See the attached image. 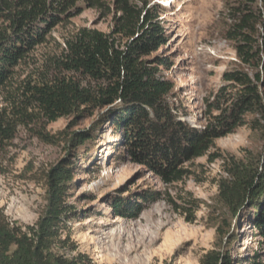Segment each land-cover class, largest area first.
<instances>
[{"label": "rangeland", "instance_id": "374dc122", "mask_svg": "<svg viewBox=\"0 0 264 264\" xmlns=\"http://www.w3.org/2000/svg\"><path fill=\"white\" fill-rule=\"evenodd\" d=\"M146 1L156 10L166 42L143 57L150 63L165 60L159 69L173 85L170 100L179 119L201 128L217 113L210 103L226 85L223 73L246 70L234 42L227 38L239 1ZM252 7L264 17V0H255ZM84 27L108 33L113 13L84 7L80 14L53 27L46 40L14 68L0 92V117L13 124L12 136L0 141V208L11 220L33 224L47 206L48 173L71 160L74 178L66 202L73 209L67 219L76 216L68 221L63 237L68 236L75 250H66V255L84 253L94 264H199L206 251L218 247L227 249L239 264H264V244L248 213L236 225L218 199L225 159L249 158L264 149L262 132L252 127L257 115L247 113L245 123L217 138L207 154L184 162L186 173L180 180L165 183L117 149L119 138L106 119V108L52 122L34 112L26 100L29 85L59 75L56 61L66 40ZM257 27L255 37L261 44L264 27ZM234 92L229 87L225 96L233 97ZM24 107L32 113L30 117L18 114ZM81 130H89L93 140L74 148L70 139ZM150 193L154 198L139 200L138 196ZM115 200L138 201L141 210L132 219L118 215L111 206ZM218 227L229 234L219 237ZM230 233L236 240L227 242Z\"/></svg>", "mask_w": 264, "mask_h": 264}, {"label": "trees", "instance_id": "16d2710c", "mask_svg": "<svg viewBox=\"0 0 264 264\" xmlns=\"http://www.w3.org/2000/svg\"><path fill=\"white\" fill-rule=\"evenodd\" d=\"M238 1L227 38L234 42L246 70L223 73L226 85L210 103L217 113L201 128L179 119L170 100L173 85L159 69L165 60L150 63L143 57L166 42L156 10L146 0H0V92L14 68L46 40L53 27L80 14L84 7L112 12L110 32L84 27L66 40L56 61L59 75L29 85L26 100L47 122L106 108V119L119 138L117 149L147 166L165 183L178 181L186 173L184 162L207 154L217 138L245 123L247 113L258 116L252 127L262 132L264 140V43L255 37L257 26L264 27V17L262 11L253 9L255 0ZM81 77L95 85L85 84ZM229 87L235 89L233 97L225 96ZM222 95L226 99L220 101ZM18 114L22 118L32 115L25 107ZM11 125L0 117V141L12 136ZM91 140V132L81 130L72 134L70 143L77 148ZM224 164L218 199L236 225L248 213L264 244V149L249 158L230 157ZM72 168L69 160L48 173L47 206L33 224L11 220L0 208V264H94L84 253H65L75 250L68 236L63 237L68 221L76 216L67 219L73 209L66 202L74 178ZM151 193L138 198H154ZM137 202L115 200L111 206L118 215L132 219L141 210ZM226 233L224 227H218L219 237ZM235 240L230 233L227 242ZM199 264L239 262L227 249L215 247L200 257Z\"/></svg>", "mask_w": 264, "mask_h": 264}]
</instances>
